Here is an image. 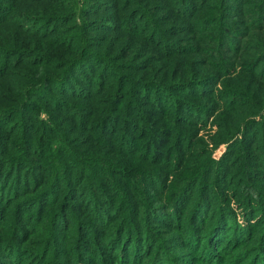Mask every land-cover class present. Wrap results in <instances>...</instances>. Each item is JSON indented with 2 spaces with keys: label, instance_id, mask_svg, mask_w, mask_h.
I'll return each mask as SVG.
<instances>
[{
  "label": "trees",
  "instance_id": "16d2710c",
  "mask_svg": "<svg viewBox=\"0 0 264 264\" xmlns=\"http://www.w3.org/2000/svg\"><path fill=\"white\" fill-rule=\"evenodd\" d=\"M163 2L0 0V264H22L17 240L47 228L42 251L29 254L40 259L52 252L47 264H60L55 246L65 243L69 233L75 236L73 258L64 264H243L250 253L248 264L264 262V193L253 205L254 188L248 185L239 190V211L226 206L230 199L231 204L238 200L236 189L223 199L225 192L209 185L218 181L223 159H215L200 142L201 153L194 151L189 158L177 154L182 140L189 136L193 144L197 134L167 131L175 121L196 126L186 119L189 113L214 119L219 101L230 109L237 101L248 102L250 95L256 96L248 108L251 120L235 125L238 112L222 109L230 125L221 123L210 144L226 145L227 152L242 143L247 123L255 128L263 124L264 0ZM197 2L216 3L207 7L215 15L192 18L189 12H198ZM228 14L238 15L224 25L213 23L212 29L213 24H203L207 18L220 17L221 22ZM195 30L204 35L189 38ZM234 73L249 77L231 80L217 91L220 79ZM197 88L210 97L202 107L190 101ZM34 111L39 115L32 116ZM157 121L163 127L154 125ZM142 130L148 134L141 137L146 149L140 156L147 160L137 155L135 137ZM157 131L166 137L164 146ZM261 156L264 171V151ZM144 160L162 165L165 173L140 168ZM227 169L222 173L228 176ZM136 177L159 192L169 184L173 190L160 204L147 186L134 185ZM80 193L88 195V204L76 214ZM193 194L198 205L184 222L188 232H176L183 222L174 215L176 231L157 241L155 226L168 225L160 216L173 217L169 211L184 207ZM213 194L217 209L210 212L207 198ZM20 196L23 203L17 201ZM12 204V217L17 210L20 219L2 225L5 214L12 218ZM46 207L52 212H45ZM27 209L34 224L39 222L28 232L21 225L28 221L22 213ZM41 217L47 220L38 228ZM87 219L100 228H85ZM255 225L262 226L256 235ZM252 239L255 243L245 248ZM82 247L94 259L87 261ZM163 248L170 253H162ZM184 250H190L189 256Z\"/></svg>",
  "mask_w": 264,
  "mask_h": 264
},
{
  "label": "rangeland",
  "instance_id": "374dc122",
  "mask_svg": "<svg viewBox=\"0 0 264 264\" xmlns=\"http://www.w3.org/2000/svg\"><path fill=\"white\" fill-rule=\"evenodd\" d=\"M165 1L166 2H163L160 5H166L170 0H165ZM215 4L216 3H212V4H207L206 6H204L202 3L197 2L196 8L198 9V12H196V13L195 12H193V13L189 12V14L192 18H195L197 16H201V20H202L209 15L210 16L215 15L214 12L212 13V12L207 11L208 5H215ZM231 15L236 17V15H238V14H231ZM231 15L228 14V15H226V17L223 16V21H221V22L219 21L220 17L217 18L216 20H213V18H207L205 20V22H203V24L205 23L204 25L210 26L213 23L217 22V23H221V25H224L226 23L233 21V19H231ZM191 17H189V18H191ZM234 19H238V18H234ZM171 20H172V18H171ZM171 20H169L164 26L169 25ZM215 25L216 24H213L212 26H210L211 29H212V27H215ZM244 31H246V28H244V27L241 28V32H244ZM200 35H204V34H202L200 32V30H195V32L193 34L189 33V38L190 37H198ZM227 36H230V38H231L230 33ZM251 41L255 42L254 40H250L249 42H251ZM242 43H244V41ZM243 54H244V52L241 51L240 55H243ZM239 69L241 70V68H239ZM248 77L249 76H243L241 74H236V73H234L233 75H231L229 77L223 76L220 79V85L216 86V90L217 89L222 90L224 87L226 88V84L230 83L231 80L234 82V79H237V78H242V79L247 78L248 79ZM263 80H264V76H263ZM241 85H242V91L241 92H245V88L247 86L246 81H244ZM212 88L214 89V87H212ZM193 93H195V95H197L196 98H194V97L190 98L191 99L190 101L195 102L193 104H196V105L198 104V105H200V107H202V106L206 105L205 104L206 101H210V97H204L203 96L204 95L203 90H200L199 88H197V91L193 90ZM255 101H256V96L250 95V100L248 102L237 101L236 104L234 106H232V108H230V109H228L227 106L224 103H222V101H219L218 108L216 111V116L214 119L209 118L208 115L201 114V113H200V115L198 113V115L196 117L197 119H196L194 117L195 114L189 113L190 116L185 115L186 119L188 121L192 122V124H195L196 126L189 125L188 123H187L188 125H184V124H181L180 122H177V121L168 124L169 127H168L167 131L173 132L175 130H180V131H183V133L189 134L191 136H193V133L197 134V139L194 140L193 144H191L190 140L188 141L187 138L189 136H186L185 139L182 140L183 147L180 146L179 147L180 149L176 150L177 154H185L186 157L189 158V156L191 155L192 152L195 151L196 153H201L202 152L201 147L207 146L209 149H211V151H213L212 154H213V157L215 159H217V160L220 158L223 159L222 162H220V164H218V166H217V167H219L218 169H222V171H223V169H227V167H228L227 162H230V164H233L232 168L227 169V172L229 173L228 176H227V174L224 175L221 171L216 176V179L218 178V181L215 182L214 184H213V182L210 181L209 185L212 188V190L214 189V186H215L216 188L218 187L217 189H218L219 193L225 192V195L220 194L223 199L228 196L229 192L236 189L235 192L237 191L236 197L238 200L235 199L234 200L235 202L233 204H231L232 199H230L229 203H226V204L224 203L226 206L228 204L230 208H231V206L235 205V208L233 207V209H236V211H239L237 209L238 203H242V200L240 199V196H239V190L240 189L246 190L248 185H251L254 188L253 191L250 189L252 196L255 197L254 200H252L253 205H257L255 203L257 196L258 195L261 196L264 193V178H263L264 176H261V175H264V171H263V168L261 166L262 163H260V161L263 159V157L261 156V153H263V151H264V127H263L264 120L262 122L263 124H261L260 126H257L256 128L255 127H249L248 125H250V122L247 123L246 127L241 130L242 132H244V136H243L242 140H240L242 143H240L238 146H235V147L231 146V148L228 149L227 152H225L226 151V147H225L226 145H221V146L215 148L212 144H210L209 140H211V137L213 136V134H217V133L219 134L221 132V129H220L221 123L222 124L224 123V127H227V125H230L231 119L229 117L224 118V116L226 114H224L222 109L227 110L229 113H234V114H235V112H238V114L236 115V119H235V125H236V122H238L237 125H239L244 119L248 120V118H249L251 120V118H250L251 111L248 110V108H250L251 105L253 106ZM239 108H241V109H239ZM180 110H181V108H180ZM199 110L202 111L201 108H199ZM37 115H39L38 111L32 112V116H37ZM199 116H200V118H198ZM142 125H144V124L142 123ZM154 125H157V127H163V124H161V122H159V121H157V123H155ZM147 134H148L147 131L142 130L141 133L137 137H135V139H137V142H138L137 155H138L139 159L147 160L146 158L140 156V153L144 149H146V145H145L146 142L141 137H145V136L147 137ZM155 135L159 140H161L160 146H164L167 143L166 137L162 132L157 131L155 133ZM199 142L201 143V147H199ZM85 157H88V154ZM145 160H144L143 164L140 166V168L146 167V168H149L150 171H152V172H155L159 169L158 172H155L157 175H162L163 173H165L163 171L164 168L162 167V165L151 166L150 164H152V162H148ZM225 161H227V162H225ZM147 162L149 164H147ZM163 163L161 162V164H163ZM170 165L171 166L173 165V160L170 162ZM245 171H246V173H245ZM250 171H251V173H250ZM91 172L96 173L93 170ZM257 173L259 174L258 177L256 176ZM114 177L118 178L117 175H114ZM119 180H121V179H119ZM135 181L136 182L134 183V185L136 184V185H140V186H147L151 191H153L155 194V198L158 200V202H159V200L161 201L160 204H163V202H164L163 198H167L168 196H170V193L173 190V187H171V184H169L168 189H166L165 191L159 192L155 188L150 187L148 185L147 179L136 177ZM222 182H225V184H222ZM219 185H220V187L223 186L224 191L220 190ZM194 193H195V191H194ZM23 197L24 196H20L17 201L18 202L21 201L20 203H23V201L25 200ZM207 200H209V202L212 203L210 208H208V209H210V212L212 210H216L217 209V207H216L217 196L215 194H213V196H209L207 198ZM76 202L80 205V207H77V211L75 213L76 214L82 213L84 211V207L88 204V195L87 194L82 195V193H80L77 197ZM196 204L198 205L197 196H194V194H193L191 196V198H188L187 202H185L184 207L176 206V209L169 211V213L172 214L173 217L170 218L167 216H163V217L160 216V218L165 219V220H161V221L167 222L168 225H165L164 223L163 224L159 223L155 226L156 227L155 229L157 231H159L156 236L154 235L155 239H157V241H159L163 238L167 239L168 236L170 235V233H172V235L174 234V231H176L175 229H172L173 225L176 222V220L174 219V215L176 217H178V220L181 219V223L183 222L180 225L179 229H177L176 232L177 233L179 232V234H182V236H184V233L188 232V230H189L188 229V223L187 222L184 223V222L186 221L187 215H188L187 221H189V216L192 217V215H193L192 213L194 212ZM202 205H203V203H202ZM12 207H13V204L11 205V207L9 209L10 217H12L11 213H13ZM25 207L26 206H24V208ZM29 210L30 209L22 211V213H25L23 216V219L27 218L28 221H26V224L24 222L21 225H22L23 229L27 232L29 231L28 227L33 226V225H38V223H39L38 219H37V223L34 224L33 216L31 218V212L32 211L29 212ZM17 212H19V211L16 210L15 214L12 218H9L7 216V214H5L3 219H6V220L2 223V225H6L7 223L11 224L13 219L14 220L20 219V216L18 217ZM45 212L50 213V212H52V210H51V208L46 207ZM261 213H263L262 215H264V211H261ZM238 215H239V212H238ZM39 216H40V214H39ZM257 216H259V211L257 212ZM238 218L240 219L239 216H238ZM40 219H42V221H41V224L39 226H37L38 228L43 227L44 221L47 220L46 217H41ZM87 221H88V224L85 228H88L89 226H91L95 229L100 228V226L96 225V223L95 224L91 223L90 219H87ZM111 221H112V223H113V221L115 222V218H114V220H111ZM130 222L132 224H134V222L132 220H130ZM131 223H129L130 226H131ZM261 228H262V226H260V225L256 226L255 225L252 229L253 234L256 235L258 233L259 229H261ZM48 233H49L48 228L45 230H42L41 232H37L36 235H34V236H33V234L24 233L25 238L17 240L16 246L19 248V250L23 249V252H21L20 256H19V258L22 257L19 260L22 264H28V261H31V264H32L34 261H37V260L47 264L51 261L52 252H49V254L46 257H42L40 259L36 258V256L33 258H31L29 256V254L32 252L42 251V249L44 247V245H43L44 242H42V240H44L46 238ZM58 233L60 236H62V235H64L65 232H64V230H59ZM200 233L203 234L204 232H200ZM66 237H67V241L65 243L61 241L60 244L55 246V248L57 249V253H55L56 256L54 258L56 263L64 264L66 262L71 261V259L73 258L72 257V255H73V250H72L73 246L72 245L74 243L75 236H73V234L69 233L66 235ZM254 243H255V241H254V239H252V241L248 242L245 245V248H251V246ZM144 245H145V243H143V246ZM241 249H244V247H242ZM80 251L82 253H85L87 261L94 259V257L91 254H88L85 251V248H83V247L80 248ZM184 251L187 252L188 253L187 255L189 256L190 250H184ZM1 252H2V244H0V255H1ZM164 252L170 253L168 249L163 248L162 253H164ZM153 253H154V248H151V252H150L151 255L150 256H152ZM251 256H252V253H250V255L248 254L245 257V262L243 264H248V261H250L252 259ZM95 261H96V259H95ZM260 261L262 264H264V262H262V260H260ZM100 264H102V263H100ZM103 264H108V261L105 260ZM167 264H169V263H167ZM197 264H201V263H197Z\"/></svg>",
  "mask_w": 264,
  "mask_h": 264
}]
</instances>
